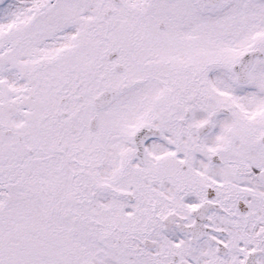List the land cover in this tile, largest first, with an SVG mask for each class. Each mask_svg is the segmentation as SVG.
Returning <instances> with one entry per match:
<instances>
[{
  "label": "snow or ice",
  "instance_id": "1",
  "mask_svg": "<svg viewBox=\"0 0 264 264\" xmlns=\"http://www.w3.org/2000/svg\"><path fill=\"white\" fill-rule=\"evenodd\" d=\"M0 264H264V0H0Z\"/></svg>",
  "mask_w": 264,
  "mask_h": 264
}]
</instances>
